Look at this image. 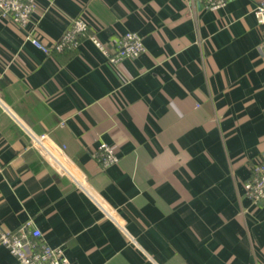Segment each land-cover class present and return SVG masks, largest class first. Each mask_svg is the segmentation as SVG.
Segmentation results:
<instances>
[{
  "label": "crops",
  "instance_id": "1",
  "mask_svg": "<svg viewBox=\"0 0 264 264\" xmlns=\"http://www.w3.org/2000/svg\"><path fill=\"white\" fill-rule=\"evenodd\" d=\"M259 1L38 0L29 27L49 44L79 15L111 49L138 32L120 65L89 39L46 54L0 17V226L32 220L74 264H264L244 187L264 158ZM102 142L119 162L93 157ZM0 264H17L2 243Z\"/></svg>",
  "mask_w": 264,
  "mask_h": 264
},
{
  "label": "built area",
  "instance_id": "2",
  "mask_svg": "<svg viewBox=\"0 0 264 264\" xmlns=\"http://www.w3.org/2000/svg\"><path fill=\"white\" fill-rule=\"evenodd\" d=\"M191 4L202 3L209 9H218L229 0H186ZM38 0H0V17L10 20L28 32V38L34 46L46 54L65 49L79 47L84 39L91 40L106 56L113 65H120L126 59H135L146 49L142 36L136 31H126L117 35L113 41V48L99 37L89 20L79 15L72 18L69 27L62 36L53 44L43 41L37 34L33 24V16L37 11ZM254 14L259 25L264 26V0H260L254 8ZM260 54L264 58V36L259 44ZM1 127V124H0ZM31 146L39 149L46 159L49 154L54 156L46 146L48 135L29 132ZM102 166L119 162L120 157L110 144L100 143L92 153ZM55 168L62 174L71 176L76 184L80 185L77 178L61 166L60 162L51 161ZM246 194L255 203L264 205V158L255 162L250 176L245 180ZM0 243L8 247L10 252L17 258V264H74L66 254L62 246H53L43 238L42 231L33 226L32 220L26 221L15 230H9L0 226Z\"/></svg>",
  "mask_w": 264,
  "mask_h": 264
}]
</instances>
